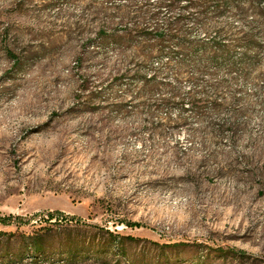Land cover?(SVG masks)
<instances>
[{
  "label": "rangeland",
  "instance_id": "rangeland-1",
  "mask_svg": "<svg viewBox=\"0 0 264 264\" xmlns=\"http://www.w3.org/2000/svg\"><path fill=\"white\" fill-rule=\"evenodd\" d=\"M111 4L0 0V231L95 241L101 261L83 264H264V67L206 76L217 111L209 97L196 113L188 93L206 86L186 75L158 108L132 48L123 61L99 35Z\"/></svg>",
  "mask_w": 264,
  "mask_h": 264
},
{
  "label": "trees",
  "instance_id": "trees-1",
  "mask_svg": "<svg viewBox=\"0 0 264 264\" xmlns=\"http://www.w3.org/2000/svg\"><path fill=\"white\" fill-rule=\"evenodd\" d=\"M110 2L116 9L111 20L117 22H109L101 28L99 35L119 48L123 61L127 60L128 49L132 48V58L140 65L134 74L142 83L138 94L163 89L166 96L157 103L158 108L183 98L182 84L186 75L195 83L202 80L206 86L188 93L196 113L205 114L204 101L209 97L214 99L211 109L217 111L221 106L216 101V91L211 94L208 90L206 76L226 68L228 71L237 69L244 77H249L250 71L260 65L264 67V0ZM164 12L169 16L166 17ZM230 12L243 20L240 28L214 21L213 16H225ZM190 20L210 36L202 37L188 27ZM238 46L244 50L241 56L235 54ZM157 59L161 62L153 72L141 69L145 64H154ZM170 69L175 71V78L165 79ZM49 216L51 220L56 213ZM54 232L52 226H40L30 234L0 231V264H83L92 258L99 260L91 251L95 241L86 242L70 235L58 242L51 241L56 236ZM110 234L116 237L114 233Z\"/></svg>",
  "mask_w": 264,
  "mask_h": 264
}]
</instances>
